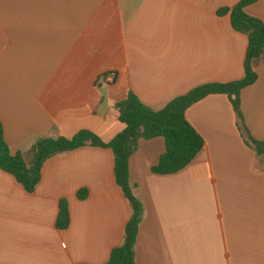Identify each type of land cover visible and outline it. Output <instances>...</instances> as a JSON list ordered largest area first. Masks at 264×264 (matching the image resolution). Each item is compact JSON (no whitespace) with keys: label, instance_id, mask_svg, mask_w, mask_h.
Wrapping results in <instances>:
<instances>
[{"label":"crops","instance_id":"crops-1","mask_svg":"<svg viewBox=\"0 0 264 264\" xmlns=\"http://www.w3.org/2000/svg\"><path fill=\"white\" fill-rule=\"evenodd\" d=\"M237 2L0 0V121L11 154L83 129L111 141L126 127L115 103L129 92L158 110L196 86L242 79L248 36L217 14ZM244 12L264 21V0ZM256 72L240 109L264 141V57ZM184 115L204 139L188 166L152 173L161 136L140 140L129 158L144 208L134 264H264V163L226 94H208ZM63 198L70 223L58 229ZM131 214L109 148L48 158L33 191L0 168V264H105Z\"/></svg>","mask_w":264,"mask_h":264},{"label":"trees","instance_id":"trees-1","mask_svg":"<svg viewBox=\"0 0 264 264\" xmlns=\"http://www.w3.org/2000/svg\"><path fill=\"white\" fill-rule=\"evenodd\" d=\"M255 1L257 0H239L233 7L224 6L217 10L218 15L229 14L232 28L248 36L242 79L196 86L158 110L147 106L135 93L129 92L125 99L115 103L119 120L126 127L109 142H104L95 133L83 129L72 138H40L27 152L11 154L0 121V168L12 174L27 191H33L40 179L42 165L48 158L86 145L111 149L114 154L115 180L128 200L132 214L125 226L122 244L111 251L105 264H134V247L144 208L142 201L134 194L129 180V158L140 140L157 136L165 140V151L151 167L152 173L168 175L184 169L204 146L203 137L185 118L186 109L208 94L223 93L227 95L236 113L238 128L245 144L264 163V141L252 137L243 122L240 109V93L244 87L256 81V68L264 57V21L244 12V8ZM87 194L86 189H80L77 197L83 200ZM69 223L68 202L63 198L59 202L55 225L58 229H66Z\"/></svg>","mask_w":264,"mask_h":264},{"label":"built area","instance_id":"built-area-1","mask_svg":"<svg viewBox=\"0 0 264 264\" xmlns=\"http://www.w3.org/2000/svg\"><path fill=\"white\" fill-rule=\"evenodd\" d=\"M113 80H114V76L112 74L108 73V74L104 75V81L105 82L110 83V82H113Z\"/></svg>","mask_w":264,"mask_h":264}]
</instances>
